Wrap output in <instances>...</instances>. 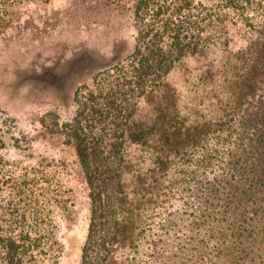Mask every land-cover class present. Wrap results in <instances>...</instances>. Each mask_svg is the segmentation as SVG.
I'll use <instances>...</instances> for the list:
<instances>
[{
	"label": "trees",
	"instance_id": "obj_1",
	"mask_svg": "<svg viewBox=\"0 0 264 264\" xmlns=\"http://www.w3.org/2000/svg\"><path fill=\"white\" fill-rule=\"evenodd\" d=\"M149 2L135 0L132 8L129 63L106 67L115 74L83 96L64 126L88 190L78 264H169L170 250L158 243L183 228L170 217L209 225L218 194L264 187V21L230 50L189 30L196 22L178 17L179 4L148 10ZM176 73L183 93L171 81ZM15 222L0 224V264H33L36 239ZM202 247L194 248L196 258Z\"/></svg>",
	"mask_w": 264,
	"mask_h": 264
},
{
	"label": "rangeland",
	"instance_id": "obj_2",
	"mask_svg": "<svg viewBox=\"0 0 264 264\" xmlns=\"http://www.w3.org/2000/svg\"><path fill=\"white\" fill-rule=\"evenodd\" d=\"M151 1L148 10L162 2L174 4V11L179 4L178 17L196 22L189 30L200 29L202 36L225 42L230 50L242 48L247 29L264 21V0H186L192 6L187 10L181 8L185 0ZM134 3L0 0V224L14 220L30 230L36 239L33 264L79 263L88 190L64 126L83 96L115 74V68L106 67L131 60ZM144 12L147 24L151 18ZM181 79L176 73L171 81L183 93ZM251 188L246 194H218L222 199L214 206L215 218L207 219L212 224L196 227L189 219L170 217L168 223L183 228L182 234L168 233L169 239L158 243L170 250L166 262L264 264V187ZM213 240L219 242L216 251ZM179 246L185 250L179 252ZM200 246L201 259L193 255ZM210 256L213 262L207 261ZM160 260L155 264L165 261Z\"/></svg>",
	"mask_w": 264,
	"mask_h": 264
}]
</instances>
